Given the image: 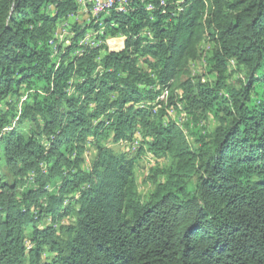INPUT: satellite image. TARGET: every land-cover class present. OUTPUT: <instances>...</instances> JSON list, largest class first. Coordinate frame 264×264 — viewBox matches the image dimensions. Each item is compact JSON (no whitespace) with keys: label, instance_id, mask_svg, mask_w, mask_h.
<instances>
[{"label":"trees","instance_id":"16d2710c","mask_svg":"<svg viewBox=\"0 0 264 264\" xmlns=\"http://www.w3.org/2000/svg\"><path fill=\"white\" fill-rule=\"evenodd\" d=\"M78 2L0 0V264H264V0H126L66 45ZM144 149L168 164L141 196Z\"/></svg>","mask_w":264,"mask_h":264},{"label":"rangeland","instance_id":"374dc122","mask_svg":"<svg viewBox=\"0 0 264 264\" xmlns=\"http://www.w3.org/2000/svg\"><path fill=\"white\" fill-rule=\"evenodd\" d=\"M80 4V9L78 12H81L79 16L80 22L86 21L89 23L91 19H88V10L87 8L90 6H87V3L78 2ZM91 8V7H90ZM60 24H57L56 26V33L59 35L60 41H64V44L67 42V26L62 25V30H60ZM108 46L111 48V50H119L123 47V37H115L112 39H109ZM200 57L198 60L191 62L189 65V69L192 73V76L195 77H201L203 80H210L212 78V75L210 73V68L208 65V58L211 56L212 50L214 48V44L211 41H204L200 45ZM231 68L233 69V75L229 79V83H236L239 79L242 78L243 70L238 69L231 65ZM165 101V100H164ZM171 117L174 121L177 122L179 127L183 128L186 122H188V116L184 114L183 111H170ZM217 125V121H215L213 118H208L206 121H202L199 125L200 127H204L207 131H212L215 126ZM138 134V133H137ZM141 138H139V141L135 144H133V139L131 140H125V141H118L117 143L109 142L108 146L113 149L115 152L120 151H129L132 155H135L139 151V146L141 144ZM188 140L190 143H192V139L188 137ZM132 143V144H131ZM138 144V145H137ZM130 146V147H128ZM136 146V147H135ZM126 147V149L124 148ZM93 150H89L87 153L86 159H85V167H88L90 158L93 156ZM168 160L164 158H158L154 156L151 152L144 149L140 157L137 159V167H136V182H137V188L138 192L141 196H145L148 192L153 190L154 185L152 184L151 179H149L151 173L153 170L161 169L165 166H167ZM70 221V219L66 218L64 219V223H67ZM49 256L47 253H45L44 257Z\"/></svg>","mask_w":264,"mask_h":264},{"label":"bare ground","instance_id":"6f19581e","mask_svg":"<svg viewBox=\"0 0 264 264\" xmlns=\"http://www.w3.org/2000/svg\"><path fill=\"white\" fill-rule=\"evenodd\" d=\"M121 1H122V4H121ZM79 2H81V0H79ZM91 8H92V1H88ZM119 5V7L121 9H124L125 6H126V0H101V2H99L98 4H95V7L93 8V14H97V13H101V12H106L109 8H111L113 5ZM59 34V33H58ZM90 34V33H89ZM92 35V34H91ZM92 39H90V35H86L82 41L80 43L82 44H88V43H91L92 45L93 42L91 41ZM52 50H53V53L55 54L56 53V44L55 43H52ZM163 99H161V97L159 96L157 98V101H162ZM132 144V143H131ZM138 145V144H137ZM136 147V146H135ZM131 148V147H130Z\"/></svg>","mask_w":264,"mask_h":264},{"label":"built area","instance_id":"2783aa9c","mask_svg":"<svg viewBox=\"0 0 264 264\" xmlns=\"http://www.w3.org/2000/svg\"><path fill=\"white\" fill-rule=\"evenodd\" d=\"M85 1H92V8H87L88 15H89L88 16V19H92L93 16H96V15H93V8L95 7V4H98L99 2H101V0H85ZM121 4H122V1H121ZM119 5L120 4H117V6H119ZM80 14H81V12H75V15L66 18V21H61L60 30H62V25H66L67 22H75V21H79L80 22V20H79ZM66 34H67V44H68L69 43V37L71 35V32L66 33ZM108 41H107V44H108ZM98 42H100L99 39H98ZM109 49L111 50L110 47H109ZM164 92L160 95L161 99H163ZM139 138H141V135L140 134H134L133 135V144L137 143L139 141ZM128 147H130V146H128ZM124 148L126 149V147H124Z\"/></svg>","mask_w":264,"mask_h":264}]
</instances>
